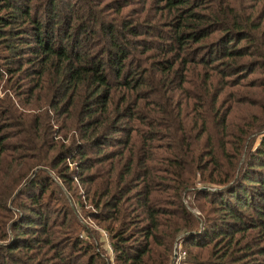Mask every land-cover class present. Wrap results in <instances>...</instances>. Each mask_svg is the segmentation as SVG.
Here are the masks:
<instances>
[{
	"label": "trees",
	"instance_id": "trees-1",
	"mask_svg": "<svg viewBox=\"0 0 264 264\" xmlns=\"http://www.w3.org/2000/svg\"><path fill=\"white\" fill-rule=\"evenodd\" d=\"M0 46V264H107L52 174L113 264H262L264 0H0Z\"/></svg>",
	"mask_w": 264,
	"mask_h": 264
},
{
	"label": "rangeland",
	"instance_id": "rangeland-1",
	"mask_svg": "<svg viewBox=\"0 0 264 264\" xmlns=\"http://www.w3.org/2000/svg\"><path fill=\"white\" fill-rule=\"evenodd\" d=\"M66 1H69V0H66ZM62 9H65V8H62ZM62 11L64 12L65 10H62ZM5 51L6 50L4 48L3 49L0 48V52L5 53ZM253 74L254 72L248 74V76H251ZM243 81L244 80H241L242 83H244ZM0 85H1V82H0ZM233 89H236L237 91L247 92L248 96L251 97V101L252 102L254 101L253 103L256 104L253 106H250L247 104H239L240 106L239 109L243 110L246 108L247 112H252L256 114L259 120L256 121L255 123L260 124V128L258 129V131H260L264 127V101L262 102V95H261L259 88L258 87L250 88L244 85H237ZM1 94L2 92L0 91V95ZM29 111L30 113L38 112L39 108H29ZM50 115L52 114L50 113ZM255 131L256 130H252V132H249L250 134H248V138H251L254 143L257 142V138H258V134H256ZM65 162L68 165V167H71L73 165V163L70 160H66ZM52 176H53V179L57 183L56 186L52 187V189H54V194H53L54 199L52 200V205L56 206L58 203V205L55 207L58 213H60L65 207H68V209L71 212L70 216L73 215L75 217L73 218L75 221V225L73 227L74 232H75L74 235L77 234L78 238L86 240L88 242H92V244H94L93 241L95 239V243L97 244V249L99 250L101 249L102 253L100 252V254H102V256L105 258L104 260L106 261V263L113 264V261L111 258V252L109 250V247L107 246V240H106L103 230L98 225H96V222L92 220L91 217L88 216L89 214L88 212H92L94 208L90 205V202L87 199H85L84 193L82 191L80 184L78 183V180L74 178L73 181L77 185L79 196L76 195V192L74 191L72 187L68 188L69 189L68 190L62 183H60L59 178L55 174H52ZM24 178L21 179L20 183L23 181ZM201 184H204V183H199L198 185H201ZM19 185L20 184H18V186ZM209 186L211 185L210 184L205 185V187H209ZM70 191H72L73 195L69 193ZM183 201L185 205L189 207L190 211L195 216H199L198 211L195 208L190 207L191 202H192L190 197L184 196ZM8 205L9 203H7V206ZM87 233L91 234L92 239L87 238ZM181 241H182V236L178 233L173 239V242L171 245L172 248L170 251L167 264H169L172 261V257L174 256L175 251L176 252L179 251V255L181 256V259L179 260V264H182L186 261V254L184 250L185 247L181 243ZM190 250L196 251L197 249H190ZM257 258L258 260H261L260 257H257ZM247 261H250V260L247 259ZM260 263L264 264V259Z\"/></svg>",
	"mask_w": 264,
	"mask_h": 264
},
{
	"label": "built area",
	"instance_id": "built-area-1",
	"mask_svg": "<svg viewBox=\"0 0 264 264\" xmlns=\"http://www.w3.org/2000/svg\"><path fill=\"white\" fill-rule=\"evenodd\" d=\"M181 259V256L179 255V251L176 252L174 256L172 257V261L169 264H179V260Z\"/></svg>",
	"mask_w": 264,
	"mask_h": 264
}]
</instances>
